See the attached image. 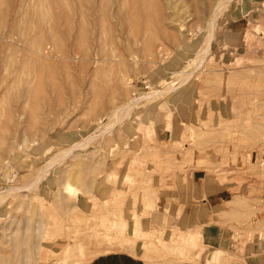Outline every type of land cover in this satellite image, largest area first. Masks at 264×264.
Segmentation results:
<instances>
[{
	"label": "rangeland",
	"instance_id": "374dc122",
	"mask_svg": "<svg viewBox=\"0 0 264 264\" xmlns=\"http://www.w3.org/2000/svg\"><path fill=\"white\" fill-rule=\"evenodd\" d=\"M216 2L0 0V264H264V4Z\"/></svg>",
	"mask_w": 264,
	"mask_h": 264
},
{
	"label": "bare ground",
	"instance_id": "6f19581e",
	"mask_svg": "<svg viewBox=\"0 0 264 264\" xmlns=\"http://www.w3.org/2000/svg\"><path fill=\"white\" fill-rule=\"evenodd\" d=\"M230 1L231 0H217V2H216V6L214 7V10H213V17H211L212 19V22H214V20L217 18V16H219V15H221L224 11H225V9H227V7L229 6V3H230ZM241 1V5H243V3L246 1V0H240ZM260 1H262V3L264 4V1L263 0H260ZM34 4V3H33ZM44 4H46V3H44ZM230 7V6H229ZM42 8V7H41ZM44 9V8H43ZM51 9H53V8H51ZM49 12V11H48ZM37 13V12H36ZM39 13V12H38ZM38 15V14H37ZM52 16V15H51ZM44 17V16H43ZM35 18V17H34ZM37 19V18H36ZM34 21V20H33ZM211 22V23H212ZM215 23H216V21H215ZM209 24V23H208ZM212 25H214L213 23H212ZM211 26V25H210ZM215 26V25H214ZM31 28H32V25H31ZM211 31V30H210ZM84 33V32H83ZM230 34V33H229ZM238 34V33H237ZM35 35H36V32H35ZM210 35L211 34H209V37H210ZM231 35H233V34H231ZM38 36V35H37ZM212 36H213V34H212ZM212 36H211V38H212ZM227 36V35H226ZM230 36V35H229ZM229 36H227V37H229ZM42 37V36H41ZM206 37V36H205ZM231 37V36H230ZM210 38V39H211ZM232 38V37H231ZM236 38V37H235ZM234 38V39H235ZM207 39H209L208 38V34H207ZM205 40V43L203 44L202 43V46L204 47V48H202V49H205V45H206V43L208 42V40ZM216 40H220V39H216ZM36 41H37V39H36ZM39 41V40H38ZM37 41V42H38ZM203 42H204V40H203ZM217 42H219V41H217ZM32 43V42H31ZM34 45V44H33ZM35 46H36V43H35ZM201 46V47H202ZM201 47H199V48H201ZM41 48V47H40ZM35 49V48H34ZM33 49V50H34ZM44 49H45V47H44ZM43 48L41 49L42 50V52H43V50H44ZM198 52V51H197ZM204 52V51H203ZM202 52V53H203ZM46 53V52H45ZM196 53V52H195ZM197 54V57L199 56V54L198 53H196ZM40 56V55H39ZM196 57V58H197ZM197 60V59H196ZM196 62V61H195ZM192 65H193V63H192ZM199 65V64H198ZM196 66H197V64L195 65V63H194V66H189V67H192V68H190L189 69V71H187L186 70V72H185V74L183 75V76H181V81H183L184 79H186L187 80V77L190 75V74H192L194 71H195V69H196ZM47 67V66H46ZM186 67L188 68V66L186 65ZM37 68V67H36ZM98 68V67H97ZM96 68V69H97ZM18 70V69H17ZM22 70H24V69H22ZM100 70V69H99ZM182 70H185L184 68L182 69ZM182 70H181V72H182ZM197 70V69H196ZM64 72H65V70H64ZM106 72H107V70H106ZM32 73V72H31ZM53 73V72H52ZM67 73V72H66ZM179 73V72H178ZM183 73V72H182ZM72 74V73H71ZM52 75V74H51ZM93 75V74H92ZM181 75V74H180ZM37 77V76H36ZM66 78V77H65ZM104 78V77H103ZM176 79V78H175ZM178 80V79H177ZM176 80V81H177ZM14 81V80H13ZM58 81V80H57ZM184 83V82H183ZM173 84V83H172ZM53 85H54V83H53ZM8 86V85H7ZM52 86V85H51ZM172 86V85H171ZM158 87V86H157ZM6 88V87H5ZM9 88V87H8ZM7 88V89H8ZM37 88V87H36ZM54 88V87H53ZM159 88V87H158ZM167 88V87H166ZM58 89V88H57ZM152 90H153V88H152ZM6 91V90H5ZM39 91V90H38ZM163 91H160V90H158L157 92H155V91H150V92H147V93H143V94H139L138 95V97H143V96H148L149 98H156L155 96H157L158 94H160V93H162ZM15 93V92H14ZM165 93V92H164ZM39 94H41V93H39ZM179 94V93H178ZM4 95H5V93H4ZM162 95V94H161ZM138 97H136V98H133L131 101H129V103H126L127 104V106H126V108H125V110H123V109H118V108H115L114 110H111V112L108 114V116H107V119H106V121L104 122V121H102L103 123V125L102 126H100V128H98L95 132H94V134H97V136L99 137V135L98 134H100L101 132H103L104 130H108V129H111L112 128V126L115 124V123H117V122H121L122 123V125L121 126H123V128H125L126 127V125H127V120L126 121H121L122 120V118H125V117H127V116H129L131 113H133L134 111H135V108H137V105H136V99L138 98ZM147 98V97H146ZM97 101V100H96ZM63 102V101H62ZM174 102V101H173ZM8 103V102H7ZM97 103V102H96ZM59 104V103H58ZM89 104V103H88ZM125 104V105H126ZM92 107V106H91ZM125 107V106H124ZM122 108V107H121ZM93 112H94V110H93ZM163 112V111H162ZM157 113H159V112H156V114ZM155 114V115H156ZM84 115H85V113H84ZM155 115H154V117H155ZM105 116V117H106ZM21 133V132H20ZM103 133H105V132H103ZM5 135V134H4ZM100 135H103V134H100ZM95 136V135H94ZM96 136V137H97ZM96 137H94V138H96ZM12 138V137H11ZM91 138H93V135L91 136L90 135V137L89 138H87L86 140H85V142H83V143H88V142H90V140H91ZM19 140V139H18ZM82 143V144H83ZM93 143V142H92ZM78 145H81V144H79V143H77V144H72L71 146H69V147H67V148H64V149H62V151H60V152H58V153H56L55 155H53V157H51L49 160H47L48 162H46L43 166H42V169H41V174H43L44 175V173H46V172H48V173H50V177H49V179H50V182L52 181V178H53V176H52V174H53V167H54V165L55 164H53L54 162H56L57 164H59V162L61 161H63L64 160V158H66V156L68 155V153L74 148V147H76V146H78ZM81 147V146H80ZM7 149V148H6ZM3 152V151H2ZM5 157V156H4ZM5 159V158H4ZM56 164V165H57ZM38 174V173H37ZM40 174V175H41ZM39 175V177H40V179H41V176ZM44 178V177H43ZM36 179V178H35ZM35 179H34V181H32V182H29L28 184H25V185H22L21 187L22 188H26V189H28V190H30V189H32V188H34V186H36V182H35ZM39 179V180H40ZM210 182V181H209ZM12 185V184H11ZM9 186V185H7V187L5 186L2 190H0V202H2V200L11 192H9V190H12L14 187H16L15 185H12V186ZM38 185V184H37ZM13 187V188H12ZM12 188V189H11ZM20 188V187H19ZM24 188V189H25ZM36 188V187H35ZM65 188L66 189H71V188H69V184L66 186V184H65ZM13 191V190H12ZM29 192V191H28ZM45 192V191H44ZM46 193V192H45ZM40 194H38V196H39ZM46 195H47V193L44 195V198L43 199H45L46 198ZM41 196V195H40ZM43 196V195H42ZM78 199H80L81 197L80 196H78L77 197ZM47 199V198H46ZM81 204L82 203H79V205L81 206ZM83 206V205H82ZM125 225V224H124ZM134 229H135V227H134ZM204 229H206V230H204L205 231V237L207 238V237H209L210 235H211V233H212V231L213 230H216L217 228L216 227H208V228H204ZM3 242V241H2ZM83 242L81 241V239H80V241L78 242V244L76 245L78 248H77V250H78V252H77V255L79 256V259H80V261H82V259H83V256H84V251H85V248H84V246H83V244H82ZM69 250V248L66 246V248H65V250L64 251H68ZM98 255V254H97ZM62 256H63V254H62ZM206 263H208V264H210L211 263V261H208V262H206ZM53 264V263H52ZM58 264V263H57Z\"/></svg>",
	"mask_w": 264,
	"mask_h": 264
},
{
	"label": "crops",
	"instance_id": "0c3cea01",
	"mask_svg": "<svg viewBox=\"0 0 264 264\" xmlns=\"http://www.w3.org/2000/svg\"><path fill=\"white\" fill-rule=\"evenodd\" d=\"M97 256L85 264H144L141 259L124 252L104 253Z\"/></svg>",
	"mask_w": 264,
	"mask_h": 264
}]
</instances>
